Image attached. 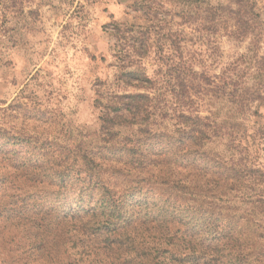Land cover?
Segmentation results:
<instances>
[{
  "label": "rangeland",
  "instance_id": "374dc122",
  "mask_svg": "<svg viewBox=\"0 0 264 264\" xmlns=\"http://www.w3.org/2000/svg\"><path fill=\"white\" fill-rule=\"evenodd\" d=\"M138 68L163 76L170 117L155 129L179 128L174 112L209 119L219 135L207 150L262 172L239 197L264 192V0H0V198L25 183L41 146L96 145L100 96L146 92L124 83ZM2 226L0 264L65 262Z\"/></svg>",
  "mask_w": 264,
  "mask_h": 264
},
{
  "label": "trees",
  "instance_id": "16d2710c",
  "mask_svg": "<svg viewBox=\"0 0 264 264\" xmlns=\"http://www.w3.org/2000/svg\"><path fill=\"white\" fill-rule=\"evenodd\" d=\"M157 75L138 68L124 83L146 92L100 96L96 145L41 146L25 183L0 198L7 239L20 230L25 250L63 264H264V192L239 197L262 172L208 151L219 135L209 119L173 111L180 127L155 129L170 117ZM63 247L78 253L62 258Z\"/></svg>",
  "mask_w": 264,
  "mask_h": 264
}]
</instances>
